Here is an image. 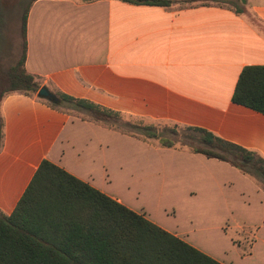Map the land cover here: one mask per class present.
<instances>
[{
  "label": "crops",
  "instance_id": "0c3cea01",
  "mask_svg": "<svg viewBox=\"0 0 264 264\" xmlns=\"http://www.w3.org/2000/svg\"><path fill=\"white\" fill-rule=\"evenodd\" d=\"M174 1L161 7L120 0H36L27 21L25 68L56 95L92 101L144 125L203 128L264 158V115L232 101L243 69L264 66V0L240 5L239 0H225L233 5ZM0 116V214L13 212L44 159L94 186L92 171L85 169L99 164L107 173L103 152L107 156L117 137L164 161L193 163L195 181L202 179L198 167L208 171L205 180L214 178L209 168L217 159L119 134L38 97L10 94ZM254 187L264 202V193ZM241 196L246 205L253 204L252 193L244 190ZM173 234L190 244L181 233Z\"/></svg>",
  "mask_w": 264,
  "mask_h": 264
},
{
  "label": "trees",
  "instance_id": "16d2710c",
  "mask_svg": "<svg viewBox=\"0 0 264 264\" xmlns=\"http://www.w3.org/2000/svg\"><path fill=\"white\" fill-rule=\"evenodd\" d=\"M36 0H0V17L14 9L21 14L20 54L5 67L0 50V106L13 93L36 97L41 84L25 68L27 21ZM89 1V0H84ZM135 5L170 7L174 0H120ZM233 5V1L191 0L183 3ZM13 8V9H12ZM237 12H242L238 7ZM8 13V14H7ZM3 20V19H2ZM0 21V31L5 24ZM5 36L3 37V39ZM7 45L11 42L7 39ZM50 107L90 115L103 124L139 140L156 139L165 148L176 143L160 135L155 125L124 121L121 113L86 99L57 95ZM233 103L264 115V66H247L239 76ZM0 116V147L3 135ZM179 127V125H175ZM188 151L231 165L243 175L264 182V158L257 152L198 127H185ZM176 133V129H171ZM0 264H222L117 199L44 159L15 209L0 214Z\"/></svg>",
  "mask_w": 264,
  "mask_h": 264
},
{
  "label": "rangeland",
  "instance_id": "374dc122",
  "mask_svg": "<svg viewBox=\"0 0 264 264\" xmlns=\"http://www.w3.org/2000/svg\"><path fill=\"white\" fill-rule=\"evenodd\" d=\"M14 1L7 0L12 5ZM246 1L252 3L254 0H239V5ZM1 20L6 27L4 33L0 31V50L5 51L1 60L8 67L20 54L21 14L13 9L9 15L0 17ZM7 39L12 40L10 46ZM69 113L91 121L87 113L72 110ZM123 118L126 122H139L126 116ZM155 126L161 136L176 143L175 150L188 151L190 136L195 134L164 122H158ZM171 129L177 132L172 133ZM149 140L153 145L160 143L156 139ZM103 159L108 164L107 173L99 164L85 169L86 172L92 171L90 175L94 186L99 190L121 199L126 206L144 213L164 229L181 233L190 244H196L203 252L234 264H264V202L254 187L258 186L260 192L264 193L263 181L255 177L245 180L237 169L217 160H212L213 167L209 168L214 174L212 180H205L208 171L198 167L197 171L204 180L195 181L190 174L191 168H196L191 165L193 163L164 161L152 150L136 143H124L118 137L117 141L112 140L107 156L104 157L103 152ZM244 190L252 193V205L245 204L246 195L244 198L241 196ZM192 192L196 195H191ZM258 226L263 227L260 233ZM257 235L261 240H257ZM190 238L197 243L190 241ZM252 253L253 256L249 257Z\"/></svg>",
  "mask_w": 264,
  "mask_h": 264
},
{
  "label": "water",
  "instance_id": "95a60500",
  "mask_svg": "<svg viewBox=\"0 0 264 264\" xmlns=\"http://www.w3.org/2000/svg\"><path fill=\"white\" fill-rule=\"evenodd\" d=\"M37 97L42 100H46L51 103H59L60 99L59 97L51 92L48 87L43 86L37 93Z\"/></svg>",
  "mask_w": 264,
  "mask_h": 264
}]
</instances>
